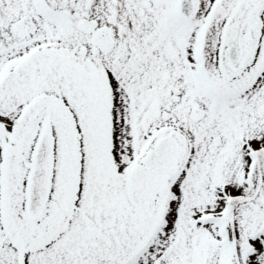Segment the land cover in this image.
I'll use <instances>...</instances> for the list:
<instances>
[{"label":"snow or ice","instance_id":"1","mask_svg":"<svg viewBox=\"0 0 264 264\" xmlns=\"http://www.w3.org/2000/svg\"><path fill=\"white\" fill-rule=\"evenodd\" d=\"M0 264H264V0H0Z\"/></svg>","mask_w":264,"mask_h":264}]
</instances>
